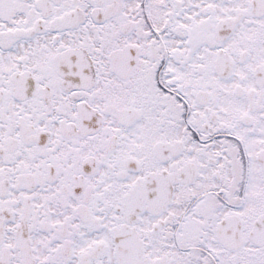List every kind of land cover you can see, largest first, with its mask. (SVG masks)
Listing matches in <instances>:
<instances>
[{
  "label": "flooded vegetation",
  "instance_id": "af4514ba",
  "mask_svg": "<svg viewBox=\"0 0 264 264\" xmlns=\"http://www.w3.org/2000/svg\"><path fill=\"white\" fill-rule=\"evenodd\" d=\"M0 264H264V0H0Z\"/></svg>",
  "mask_w": 264,
  "mask_h": 264
},
{
  "label": "rangeland",
  "instance_id": "374dc122",
  "mask_svg": "<svg viewBox=\"0 0 264 264\" xmlns=\"http://www.w3.org/2000/svg\"><path fill=\"white\" fill-rule=\"evenodd\" d=\"M129 1H130V3H132L134 0H129ZM95 34H96V33H95ZM95 34H94V33L91 34V35H90V39L93 40V41H95V44H97V42H96V38H97V36H94ZM97 39H99V38H97Z\"/></svg>",
  "mask_w": 264,
  "mask_h": 264
}]
</instances>
